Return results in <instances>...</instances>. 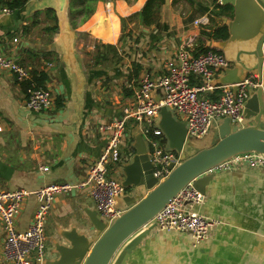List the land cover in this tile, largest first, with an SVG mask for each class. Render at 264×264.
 I'll list each match as a JSON object with an SVG mask.
<instances>
[{
  "label": "crops",
  "instance_id": "obj_1",
  "mask_svg": "<svg viewBox=\"0 0 264 264\" xmlns=\"http://www.w3.org/2000/svg\"><path fill=\"white\" fill-rule=\"evenodd\" d=\"M145 1L99 0L92 3L93 13L85 20L71 14V0L63 13L58 0H28L9 13L0 9L2 53L25 67L30 78L35 72L45 73L44 87L54 96L50 110L29 111L25 83L0 69V190L31 193L23 199L15 219L18 232L27 230L38 208L32 192L85 179L106 142L99 126L124 118L134 107L133 94L144 75L165 73L171 62L176 64L175 55L186 44L195 52L200 44L205 48L207 40L215 41L201 37L197 43L200 25L193 22L215 11L218 0L212 1V6L198 0H168L160 9L157 25L144 27L138 20L126 21L122 30L120 19L137 13ZM252 3L258 11L260 6ZM252 3L242 2L237 9L219 4L224 11L212 12L215 20L212 17L209 24L228 26L232 34L221 48H207L220 53L224 50L236 58L238 63L229 62L230 70L253 63L246 52L253 49L264 30V16ZM179 5L188 10L183 16L173 15L172 21L171 9ZM186 29H191L188 38L183 37ZM97 44L113 46L116 55L109 51L91 65ZM252 74L264 83V66L263 73ZM229 76L230 72L222 69L215 80ZM173 115L182 120L174 111ZM125 121L118 160L110 163V172L114 177L117 173L119 181L123 180L121 164L135 153V137H143V123L132 118ZM93 209L86 189L58 194L46 215L47 245L54 239L62 241L60 231L89 228L86 210ZM200 211L223 222L208 240L193 246L187 234L154 229L132 251L126 264H264V169L239 167L216 173ZM4 236L0 221V264H5ZM50 249L46 257L54 259Z\"/></svg>",
  "mask_w": 264,
  "mask_h": 264
},
{
  "label": "built area",
  "instance_id": "obj_2",
  "mask_svg": "<svg viewBox=\"0 0 264 264\" xmlns=\"http://www.w3.org/2000/svg\"><path fill=\"white\" fill-rule=\"evenodd\" d=\"M3 12L9 13L10 10L3 9ZM206 21L204 16L193 23L199 26ZM174 62L176 64L172 65L171 62L165 73L156 76L144 75L140 79L133 94L134 107L124 118L99 126L98 130L106 142L99 157L88 167L83 181L75 184H52L32 192L39 205L25 232H18L15 219L23 199L31 193L24 190H0V221L5 234L2 241V258L5 264H42L46 257V215L58 194L86 189L101 221L109 224L119 215L120 211L115 208L116 199L123 196L127 189L112 176L110 163L118 160L117 151L122 142L126 119L132 118L143 123L142 132L148 144L153 176L160 181L169 175V166L180 161L178 153L165 150L162 131L153 127L161 106L170 108L186 123L187 136L200 138L207 133L212 122L229 118L231 125L240 123L249 90L262 88L261 79L252 73H248L242 81L234 84L235 90L232 89L233 85L211 87L210 82L216 75L229 67V62L223 54L214 50L197 54L190 44H186L178 50ZM0 69L9 72L17 81L30 79L28 70L12 57L2 53L1 49ZM192 79L199 80L200 84H192ZM208 90L215 91V99L204 95ZM153 92L159 95L158 102L152 96ZM26 95L25 106L29 111H48L54 104V96L46 87H29L26 89ZM240 164L264 166V157L257 153L237 155L213 170L233 169ZM197 198V192L189 183L151 221L168 228L184 230L201 239L213 226V222L200 216L183 214L178 210L184 200Z\"/></svg>",
  "mask_w": 264,
  "mask_h": 264
},
{
  "label": "water",
  "instance_id": "obj_3",
  "mask_svg": "<svg viewBox=\"0 0 264 264\" xmlns=\"http://www.w3.org/2000/svg\"><path fill=\"white\" fill-rule=\"evenodd\" d=\"M167 1L165 0V4ZM218 1L222 6L231 5L235 9L242 2H256L261 8L259 7L257 11L253 3L252 8L255 7L254 10L264 16V0ZM58 2L60 13H63L68 0H58ZM226 29L228 33L226 39L207 40L205 48H221L229 41L232 33L228 26ZM222 54L228 62H237L236 58L224 50ZM246 56L253 60V63H243L249 68L245 66L231 70L229 67L224 68L230 72V76L222 81L214 79L210 82V86L215 88L230 84L235 90L234 84L242 81L248 73H263L264 30L258 41L256 40L253 49L246 52ZM262 85V88L249 90L240 123L231 125L229 118L212 122L207 133L200 138L187 136L186 123L177 119L170 108L161 106L155 127L162 131L166 143L164 148L179 154V163L171 164L169 175L158 181L153 176L147 141L141 135H137L133 157L129 162L121 164L123 180L120 182L127 192L116 199L115 208L120 211L119 215L108 224L98 218L95 209L86 210L89 228L83 227L82 231H78L73 227L68 231H60L59 236L62 241L55 239L51 241L50 253L55 255V258L45 257L42 264H126L132 251L154 229L161 232L187 234L192 239L193 246H198L208 240L223 224L220 219L210 217L200 211L208 184L215 174L231 172L239 167L264 169V166L252 167L240 164L233 169L213 170L222 162L237 155L257 153L264 157V83ZM154 93L152 96L158 102L159 97ZM214 131L216 139L212 141ZM197 142L200 144H196ZM193 147L194 150H191ZM189 183L197 192L198 198L184 200L178 210L183 214L200 216L213 222V226L201 239L184 230L175 227L168 228L151 221Z\"/></svg>",
  "mask_w": 264,
  "mask_h": 264
},
{
  "label": "trees",
  "instance_id": "obj_4",
  "mask_svg": "<svg viewBox=\"0 0 264 264\" xmlns=\"http://www.w3.org/2000/svg\"><path fill=\"white\" fill-rule=\"evenodd\" d=\"M28 0H0V9H9V10H15L21 8ZM99 0H71V14L74 15H79L82 16L81 19L85 20L87 19L92 13V3L96 2ZM113 1V0H112ZM127 2H131L133 0H125ZM173 3L177 2V0H173ZM213 2H216V0H213ZM165 4V0H146L141 9L127 17V18H121V28L124 30V27L126 26V21H135L138 20L140 22V25L144 27H150L152 25H157L158 19H159V13L161 7ZM215 11H212L215 15L217 13H222L224 10L223 8L219 5L216 4L214 6ZM230 9L229 7H225V10ZM218 10V11H216ZM48 13H52L51 10L47 11ZM212 13V14H213ZM212 22V21H211ZM56 29V27H52V30ZM200 29V37L197 40V43L200 42L201 37H207V38H212L215 40H224L228 37L227 29L224 26H217L216 24L211 25V24H201L199 26ZM201 45V44H200ZM197 46L195 49V53H203L208 50H213L209 48H202L201 46ZM112 52L116 55L115 48L110 45H99L97 44L95 46V53L93 55V59L91 65H95L99 62V60L103 59L104 57L108 56V52ZM216 51V50H214ZM218 52V51H217ZM113 55V54H112ZM113 57V56H112ZM114 58V57H113ZM46 80V75L43 72H35L33 74V77L26 80L22 81V83H25L26 88H38V87H44V82ZM192 84H200V81L197 79H192ZM137 84L136 86H138ZM129 92L131 91L130 89H127ZM211 99H215L216 95H209L207 96ZM57 102V100H56ZM58 105V104H57ZM164 142V139L163 141Z\"/></svg>",
  "mask_w": 264,
  "mask_h": 264
},
{
  "label": "rangeland",
  "instance_id": "obj_5",
  "mask_svg": "<svg viewBox=\"0 0 264 264\" xmlns=\"http://www.w3.org/2000/svg\"><path fill=\"white\" fill-rule=\"evenodd\" d=\"M183 1H186V0H182V2ZM198 1L201 2V3H203V4H205V5H209V6H212V4H213L212 3L213 0H198ZM171 10H172V16H171L172 19L171 20L173 21L174 20L173 15H175V16H183L187 12L188 9L186 8V6H180L179 5V6H176V7H172ZM204 16H206V18H207V21L204 24H209V22L213 21L212 17L215 20V16H214V14H212V11L211 12H208V13H205V15L201 16L200 18H202ZM173 30H174V28H173ZM190 30L191 29H186L185 34H184L183 37H187L188 38V35H191L190 34ZM215 135H216V133L214 131V133H213V140L212 141H214L216 139V136ZM202 141H204V139H202ZM196 144L199 145L200 143L197 142ZM164 146H166V143H164ZM191 150H194V147L191 148ZM114 175H115V177H118V174L117 173H114ZM50 247H51V242L47 245V241L45 239V250H47V252L49 251Z\"/></svg>",
  "mask_w": 264,
  "mask_h": 264
}]
</instances>
